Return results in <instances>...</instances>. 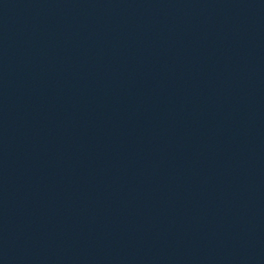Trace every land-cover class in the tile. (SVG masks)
Returning <instances> with one entry per match:
<instances>
[{"label":"water","instance_id":"water-1","mask_svg":"<svg viewBox=\"0 0 264 264\" xmlns=\"http://www.w3.org/2000/svg\"><path fill=\"white\" fill-rule=\"evenodd\" d=\"M212 0H0V247Z\"/></svg>","mask_w":264,"mask_h":264}]
</instances>
